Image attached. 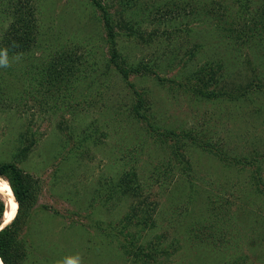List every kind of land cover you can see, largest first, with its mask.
<instances>
[{
    "label": "rangeland",
    "instance_id": "obj_1",
    "mask_svg": "<svg viewBox=\"0 0 264 264\" xmlns=\"http://www.w3.org/2000/svg\"><path fill=\"white\" fill-rule=\"evenodd\" d=\"M2 1L5 9L13 2L16 3L11 8L21 7L18 0ZM29 1L40 6L31 12L45 36L42 40L37 38L41 41L30 49V55L24 54L28 58L24 72H32L35 77L43 74L42 82L61 95L60 80L72 75L71 88L78 91L82 84L78 73L84 75L83 71L94 67L99 69L96 88L103 93H93L92 106L90 103L78 117L59 112L50 119L45 114V97L36 102L26 96L28 90L32 95L36 92L28 85L22 68L13 70L10 66V71L1 72L9 81V94L17 98L13 107H0V150L8 146L3 162H13L10 148L18 146L19 140L35 142L30 157L21 164L37 187V196L25 212L22 236L29 258L23 264H57L77 253L82 264H195L192 260L199 264H231L235 255L227 250L236 241L240 247L234 253L243 256V264H264V207L259 203L247 206L244 202L250 192H255L248 165L234 162L226 167L204 146L212 142L221 153L248 155L253 148L264 147V125L241 116L229 103H221L219 97L208 100L197 95V79L188 80L178 67L180 62L184 65L191 60L196 42L201 49L192 59L193 66L222 57L218 46L213 48L212 29L218 22L205 21L201 11L214 7V16L223 18L231 0H207L206 7L202 0ZM255 1V6L264 5V0ZM242 3L236 4L235 14H240ZM5 11L0 9V15L7 21ZM20 25L31 26L27 20H20ZM110 28L115 33V52L117 56L122 54L118 67L126 76L115 66L106 68L113 51ZM233 40L243 51L232 47L225 53L245 57V66L238 67L231 79L224 70L219 71L223 75L219 89L224 81L231 85L229 91L251 80L254 85L264 84V65L249 64L248 45L242 39ZM31 54L37 60L35 67L29 60ZM60 56L67 62L57 70ZM174 57L175 68L173 65L170 69L168 63ZM256 67L262 75L257 76ZM101 71L108 72V76L101 77ZM247 72L251 76H245ZM262 86L255 90L264 91ZM207 89L214 91L211 85ZM144 94L153 106L149 123L131 117L132 105ZM77 118L78 122L69 124L85 122L83 126H88L93 139H102L92 147L99 161L85 159L89 165L85 168L79 160L67 157L69 149L71 155L82 153L70 145L63 124ZM95 121L103 125L101 131H95L100 129L96 123L94 130L89 127ZM102 132H108L109 138L103 139ZM62 141L67 147L63 148ZM131 172H136V180ZM122 177L127 178V186L140 188V197L128 190L129 196L119 198L123 194L118 188L114 192V183ZM101 183L104 189L99 188ZM111 196L117 199L109 202L114 206L109 212L104 210L97 221L77 216L81 207L84 213L86 202L96 208ZM133 209L137 217H133ZM187 213L191 214L189 220ZM129 215L131 220L121 235ZM178 217L184 220L182 225L178 224ZM191 222L194 229L188 231ZM247 230L249 238L245 235ZM192 232L199 234L200 241L213 237L211 246L195 243L190 239L195 237ZM129 233L136 240L129 245L134 246L132 252L127 247Z\"/></svg>",
    "mask_w": 264,
    "mask_h": 264
},
{
    "label": "trees",
    "instance_id": "obj_2",
    "mask_svg": "<svg viewBox=\"0 0 264 264\" xmlns=\"http://www.w3.org/2000/svg\"><path fill=\"white\" fill-rule=\"evenodd\" d=\"M201 1V0H200ZM20 3L22 9L24 12H21L20 8H11V6L8 9H5L2 4L3 1L0 0V9L1 11H5V15L7 18V21L3 18L2 15H0V22L3 23L1 30H0V50H3L7 48L8 50V57L10 60L13 61V64H11V68L20 69L21 73L23 75L27 74V81L28 85L33 87V89L36 92V95H32V91L28 90L26 92V96L30 97L31 99H35L36 102H39L40 99L44 98L45 103V114H48L50 119H53L55 115H57L59 112L63 113H69L73 117H78L81 114L84 113L85 109L90 105V98L92 97L93 93L96 94V96L102 95V90L96 88V84H98V71L99 69H96L94 67H90L86 73L82 75L81 73H78V77L82 79L81 89L78 91H74L71 88V82H72V75H69L67 78H63L59 81V83L62 85V94L57 95L54 91V88H49L47 84L42 82L43 74L40 73L38 77H35L32 72L27 71L24 72V68L26 67V61L28 58L25 59L24 54L32 53L30 49H32L34 46H36V42L41 41L43 36H45V33L40 29L41 25L38 23V19H36V16L31 12L33 9L39 10L40 6L36 4V2H31L29 0H18ZM232 3H230L229 9L226 14H224L223 18H216V15L214 16V7L212 10H209L208 12H204L203 9L201 11V16L205 19V21H209L211 24L215 21L214 27L212 29L213 32V38H214V46H218L217 50H221L222 53L219 50L220 56L217 59H213L211 61H208L206 64H203L201 66H193L192 59L196 56V51L198 49H201V45L196 42L194 43L193 51L191 52V60L186 62L184 65L179 63L178 67L181 68L182 71H180L181 75L187 76L188 80L197 79L199 82L197 95H203L208 100L214 99L216 97L220 98L221 103H229L232 108H234L235 111H238L241 116H247L248 119L254 120L259 122V124L264 125V95L260 91V89L263 87L264 84L254 85L252 84L253 80L249 81L245 85H237L236 90H231V85L226 83L224 81V84L222 85L223 88L219 89L221 87V84L223 82V75L219 73V71L224 70L226 73L227 78L231 79V75L235 74L238 67H244V58H241L242 56L238 55L237 57L234 55H227L225 53L226 49L233 47V50L241 52L244 48L241 47V45H238L234 42L233 39H242L247 45H248V53L249 56L248 62L249 64L255 63L258 65H264V5L263 3H258L256 6L254 5L257 3L255 0H245L242 3V0H231ZM242 3L244 5L242 6V9L240 10V14H235L234 9L236 4ZM202 3H204L205 7L209 6L207 3V0H202ZM253 10V11H251ZM39 13V12H38ZM26 14V16H25ZM36 14V13H35ZM40 14V13H39ZM251 15V16H250ZM21 16L23 18H21ZM249 19V20H247ZM20 20H27L28 23H30V27L27 28L25 25H20ZM38 20V21H37ZM250 22V24L248 23ZM6 23V26L4 25ZM1 27V25H0ZM43 29V25H42ZM109 35H110V48L113 51H110V55L112 57L111 60H106V68L110 69L112 66H115L116 69L120 70L122 74L125 75L123 72V69L118 67V57L121 59L122 54H116L115 49L116 47V41L113 40L114 38V31L112 28L109 29ZM37 38H40L41 40H37ZM216 45V46H215ZM47 49H51L47 47ZM50 51V50H48ZM67 52L66 50H64ZM212 51V49H211ZM224 51V52H223ZM213 52H216V50L213 49ZM225 53V54H223ZM64 55V53H62ZM234 54V51H233ZM16 55H20L19 60H14L13 57ZM175 57L170 59L168 63V67L172 69ZM29 60L32 61V65L35 67L36 64V58H34V55L31 54L29 56ZM177 60V59H176ZM247 60V59H246ZM67 62V58L60 56V62L58 65L55 66L58 69H63L64 64ZM142 63V62H140ZM177 63V62H176ZM139 64V63H138ZM137 64V65H138ZM10 67H0V107L3 106H9L13 107L14 102L13 100L17 98H13L12 94H9L10 92V84L8 79L5 78V76L1 73L3 69L5 72L11 70ZM142 69H146V67H141ZM175 68V65H174ZM257 68V67H256ZM105 69V68H104ZM178 70V69H177ZM79 71V70H78ZM255 71V70H252ZM257 71L259 69L257 68ZM260 72V71H259ZM257 73V76L262 75V72ZM254 73V72H253ZM108 72L101 71L99 75L101 77H107ZM178 74V72L176 73ZM218 74H221L219 77ZM250 75L248 72L245 74V76ZM126 76V75H125ZM251 76V75H250ZM255 76V75H254ZM77 77V78H78ZM190 78V79H189ZM163 83V82H162ZM213 86L214 91L208 92V86ZM227 87H224L226 86ZM177 85V87H180ZM230 86V87H229ZM257 88H260L258 91L255 90ZM218 89V90H217ZM44 92V93H43ZM261 95V96H260ZM25 96V95H24ZM25 96V97H26ZM260 96V102H257V98ZM24 97V98H25ZM92 106V103H91ZM252 106V107H251ZM106 109V108H105ZM242 110H244L242 112ZM153 113V106L151 105V102L148 101L147 97L144 94V98L138 96V101H136L132 105V115L131 117L134 120L138 121H145L149 123L150 117ZM80 118L73 119V120H67L64 121L63 124L64 130L67 131L68 141L70 142V145H72V148L77 150L78 152H82L81 154L71 155V150L69 149L67 153V157L70 160H79L81 164L83 165L82 168H85L88 165L86 161L89 159L91 161L98 160V158H95V153H93L92 147L94 144L101 143L102 139L99 138L93 139L94 135H90L88 133V126H83L85 122H80L77 124ZM74 124H69L74 121H76ZM82 125L79 128H76V126ZM95 123H100L99 121L92 122L89 127H92L94 130ZM62 124V123H61ZM100 129H97L95 131H101ZM83 126V128H82ZM63 129V127H61ZM211 128V127H210ZM150 130V129H149ZM218 132V131H217ZM76 133H82L81 136L76 135ZM24 136V134H22ZM215 136V134L213 135ZM216 137V136H215ZM102 138H109V133L105 132L103 134L102 132ZM18 146H12L10 148L11 151L14 153V160L13 162H3V154L7 151V147L2 148V151L0 153V176H4L6 179H8L11 182V186L14 190V193L16 195L17 200L20 204L19 209V215L16 218V220L3 232H0V258H3L4 264H23L24 260L29 258V252L26 248V242L23 238V226L26 224L25 220V212L27 210V206H30L31 200L36 198L37 192H36V183L34 181L33 176H31L24 168H22L21 164H23L25 161L28 160L29 155L31 154V151L33 150V147L35 145V142L27 141V143L24 142V140H19ZM29 143V144H28ZM93 143V144H92ZM63 148L67 147L66 142L62 141ZM205 148L207 150H210L214 152V155L218 156L221 161L223 162L226 167L230 166L232 163H242V166L247 164L250 173H251V180H253V183H251V187L254 189L255 192H250L247 196L246 205L259 203L262 207H264V147L262 148H253L252 151L248 153V155H242V157L231 156L227 153H221L219 152L217 148V144H213L212 142H206L204 144ZM71 148V149H72ZM85 159H87L85 161ZM99 161V160H98ZM86 162V163H85ZM133 173V180H136V172ZM126 179H118L117 183L115 182L114 186V192L118 191L121 192L123 195H120V197L129 196L128 190L136 192L133 193L137 197H140L141 193H139L140 188L139 187H130L127 186L128 182H126ZM102 184V183H101ZM100 189H104L105 185L102 184V186L99 187ZM139 190V191H138ZM113 192V191H112ZM90 196H93L92 194ZM90 199V198H89ZM110 200V201H109ZM112 200V201H111ZM117 199H114V196L105 198V200L100 204L98 207L93 208L92 205L88 206V202H86V205L83 207H86L84 213L86 215L84 217L81 211L82 207L79 208V214L77 213V216L84 219V218H90L94 219V221H97L101 215L103 214L104 210L110 211L111 202L115 201ZM110 202V204H109ZM224 203V202H222ZM109 204V205H108ZM90 209V210H89ZM4 211V204L3 202H0V217L3 216ZM237 213V212H236ZM239 214V213H237ZM186 219H191V214L187 213ZM240 215V214H239ZM152 215H150L151 217ZM133 217H137L136 209H133ZM251 217L252 216H247ZM216 219L215 217H212ZM126 221L123 224V229L120 230V234L122 235L124 231L127 229L129 225V220H131L130 215L125 217ZM151 219V218H150ZM253 219H256L255 217ZM236 220V219H235ZM145 224H148L147 220L143 221ZM177 222L179 225H182L184 220L181 218H177ZM227 225L230 227L232 226L229 221L227 222ZM236 226V225H235ZM90 227V226H89ZM155 227V224H154ZM83 229H86L85 226H82ZM190 229H194L193 223H190V226L187 228L189 231ZM232 228V227H231ZM241 228L245 229L244 226L241 225ZM240 229V228H238ZM194 234V238L190 237V239L195 240V243H204V245L210 247L211 241L213 237L207 238V242H205L203 239L200 241L199 234H195L194 232L191 233ZM246 237L249 238V232L246 231ZM136 236V235H135ZM128 249L130 252L134 250V246L129 247V245L132 244V241L135 242L136 240L131 236V234H128ZM192 243V242H191ZM213 243V242H212ZM240 247L238 244V241L235 242L234 246L227 250V252L232 251L233 255H235V259L231 261V264H243L242 259L243 256L236 255L237 252L234 253V251L238 250ZM232 255V256H233ZM231 256V257H232ZM152 257V256H150ZM193 263L197 264L198 262H195L192 260ZM199 264V263H198Z\"/></svg>",
    "mask_w": 264,
    "mask_h": 264
},
{
    "label": "clouds",
    "instance_id": "obj_3",
    "mask_svg": "<svg viewBox=\"0 0 264 264\" xmlns=\"http://www.w3.org/2000/svg\"><path fill=\"white\" fill-rule=\"evenodd\" d=\"M19 60L20 55L13 57ZM7 48L0 50V67H10ZM0 202L4 204L3 216L0 217V232L8 228L18 217L20 204L16 198L11 182L4 176H0ZM0 264H4L3 258H0ZM57 264H82V258L79 253L64 257L57 261Z\"/></svg>",
    "mask_w": 264,
    "mask_h": 264
}]
</instances>
